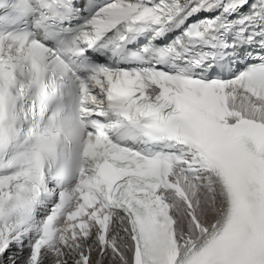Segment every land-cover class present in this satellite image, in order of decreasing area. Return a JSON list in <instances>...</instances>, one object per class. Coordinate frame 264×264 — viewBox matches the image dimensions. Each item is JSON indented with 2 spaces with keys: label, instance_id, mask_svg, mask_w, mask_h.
<instances>
[{
  "label": "snow or ice",
  "instance_id": "obj_1",
  "mask_svg": "<svg viewBox=\"0 0 264 264\" xmlns=\"http://www.w3.org/2000/svg\"><path fill=\"white\" fill-rule=\"evenodd\" d=\"M0 264H264V0H0Z\"/></svg>",
  "mask_w": 264,
  "mask_h": 264
},
{
  "label": "bare ground",
  "instance_id": "obj_2",
  "mask_svg": "<svg viewBox=\"0 0 264 264\" xmlns=\"http://www.w3.org/2000/svg\"><path fill=\"white\" fill-rule=\"evenodd\" d=\"M12 251L15 252L16 249L14 248ZM8 255H9V256L12 255V252H9ZM93 260H95V256H93Z\"/></svg>",
  "mask_w": 264,
  "mask_h": 264
}]
</instances>
